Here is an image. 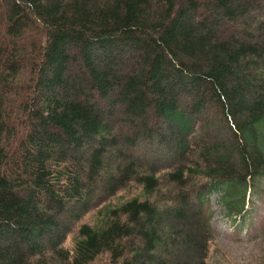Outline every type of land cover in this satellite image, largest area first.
Wrapping results in <instances>:
<instances>
[{
	"label": "trees",
	"instance_id": "1",
	"mask_svg": "<svg viewBox=\"0 0 264 264\" xmlns=\"http://www.w3.org/2000/svg\"><path fill=\"white\" fill-rule=\"evenodd\" d=\"M263 182L264 0H0V264H206Z\"/></svg>",
	"mask_w": 264,
	"mask_h": 264
},
{
	"label": "rangeland",
	"instance_id": "2",
	"mask_svg": "<svg viewBox=\"0 0 264 264\" xmlns=\"http://www.w3.org/2000/svg\"><path fill=\"white\" fill-rule=\"evenodd\" d=\"M253 15L256 16V13H253ZM239 26L236 28H239ZM117 143L115 149L125 153L122 141L118 140ZM158 156L160 155L154 154V157ZM132 157L135 158V154H132ZM158 159L162 160V158L159 157ZM145 163L150 165L147 159ZM262 188L261 196L257 194V197L254 198L251 195H247V207L249 211L245 215L247 218L244 216L246 220L242 225L238 223L239 216L235 217V219L234 217H226L220 206L214 203V194L211 195L207 205L211 209L209 222L213 238L208 243L205 256L206 264H264V182L262 183ZM137 190V188L132 186L128 192L124 191L120 195L129 197ZM97 193L98 191L95 192V194ZM252 198L253 202L250 200ZM177 206H180V204H177ZM188 206L190 205L187 204V207ZM90 216L91 213L89 212L81 218V220L75 224L69 236L73 235L74 230L80 223L88 222ZM181 251L185 252V248L179 243L170 248L168 254L170 256H172V254L177 255V253ZM105 259L106 256L102 255L92 264H99Z\"/></svg>",
	"mask_w": 264,
	"mask_h": 264
}]
</instances>
